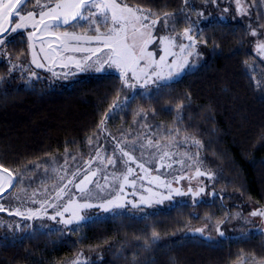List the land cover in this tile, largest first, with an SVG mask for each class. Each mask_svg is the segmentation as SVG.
Listing matches in <instances>:
<instances>
[{
	"label": "trees",
	"instance_id": "obj_1",
	"mask_svg": "<svg viewBox=\"0 0 264 264\" xmlns=\"http://www.w3.org/2000/svg\"><path fill=\"white\" fill-rule=\"evenodd\" d=\"M190 1L188 7L195 0ZM121 2L168 15L175 30L190 24L185 0ZM249 2L257 29H264L263 1ZM197 38L206 46V59L149 93L129 92L116 73L70 85L27 83L20 72L0 63V165L14 172L31 170L20 177L23 181L38 186L46 181L51 160L87 152L106 120L116 133L120 124L126 131L151 124L165 137L186 134L200 140L201 167L212 174L216 189L210 202L194 207L178 204L143 217L118 213L68 233L10 234L0 227V264H71L78 254L81 264H235L240 256L264 261L262 233L214 242L188 233L193 224L229 222L240 204L245 211L250 205L264 208V64L249 52L241 23L212 21ZM7 47L11 60L26 61L24 36L12 37Z\"/></svg>",
	"mask_w": 264,
	"mask_h": 264
},
{
	"label": "snow or ice",
	"instance_id": "obj_2",
	"mask_svg": "<svg viewBox=\"0 0 264 264\" xmlns=\"http://www.w3.org/2000/svg\"><path fill=\"white\" fill-rule=\"evenodd\" d=\"M30 2L31 0H0V45L5 43L2 38L4 33H17L31 28L32 31L27 33L29 48L32 50L31 63L37 68H45L47 71H51L52 75L57 78L60 76L67 78L70 73H56L52 70L55 66L68 68L70 65H74L79 71H84L86 67L91 68L93 65H97L95 70L101 72L104 70L105 65H107L109 68H115L120 73V79L126 87H135V85L129 83V73L131 74V80L136 81L141 87L149 83L155 84L157 87H165L168 86V81L172 80L174 76H178L180 71L188 65V57L195 54L196 40L192 35L193 30L191 27L186 28L183 32V38L189 41L187 44L179 43L176 37L171 35L154 36L153 32L155 26L160 22V18L153 19L143 11L122 3L121 0H35L33 7L38 8L39 11L25 12L24 6ZM185 2L187 3V0ZM145 21H148V23H145ZM81 22L87 23V28L83 35L77 34L75 31H68L67 28L61 30L62 25L72 29L76 27L84 28L85 24ZM163 22L165 28H167L169 19L164 18ZM13 24L14 26H11ZM102 27L106 31H101ZM90 32H94L95 35H90ZM251 35L256 36V31L253 30ZM45 37H51V39H45ZM157 40L163 52V55H160L158 60L155 58L154 53L148 50L149 45ZM37 42L40 45V54L43 56V61L39 59L35 51ZM93 43L96 44L95 47L90 46ZM176 47H179V53L172 51ZM67 52H85L89 55L82 59H75L73 56L64 55ZM2 54L0 53V55ZM257 54L264 57V42L257 44ZM169 56L174 57L171 63L167 62ZM89 61L91 63H88ZM142 61L143 64L141 63ZM13 67H18V65H13ZM32 76L36 77L37 74L32 73ZM160 82L163 83L161 84ZM116 106L113 105V107ZM103 123L104 121L101 122V124ZM168 138L169 145L175 143V138L171 136V133L168 134ZM187 139L189 138L185 137V140ZM191 141L198 149L203 147L201 141L195 137H192ZM89 142L91 143V140ZM131 144L132 148L129 151L121 147L120 143H117L122 157L125 158L120 161H117L112 156L105 157L101 155L100 151H97L95 157L87 161V166L83 169L77 168L75 171L69 172L64 165H60L55 161L53 162L54 166L46 165V173L50 170L52 173L57 174L60 181L66 180L62 185L54 184L52 186L54 195L48 193L47 188H45L44 193L34 190L29 195L26 188L22 186L23 180L20 177H22L24 172L31 170L24 169L14 172L0 165V198H3V193L8 192L10 188H17L18 185L21 186L19 187V192L13 197L15 199H20V194H23L26 200L37 203V196L44 195L46 197L43 201H39L41 205L40 209L21 211L20 208H16L13 211L5 209L0 204V212L8 211L9 215L33 219L42 218V216L47 215V207H63V211L57 210L55 215L48 218L56 220L59 217L58 223L66 227L73 224L79 225L82 221L86 222L92 219L81 214L85 209L95 207L104 212H109L112 208L124 206L120 193L124 192L126 185L129 187H135L136 185V180L129 179L137 175L134 169L128 166L129 164H136L137 168L143 173V175L137 176L138 180L147 179L149 184L169 188L170 193L171 191H175L177 195L184 194L180 189H171V184L162 181L160 176H150L149 169L145 167V164L138 162L136 157L132 155V152L136 150L135 141H132ZM169 145L162 146L159 140L154 141L148 138L147 143L140 145V147L146 149L154 147L159 156L157 157L156 153H152L151 155L162 168L165 166L171 167V164L165 165L166 159L171 160L173 156V153L166 150ZM185 155L187 158L199 162V151H197L195 157L187 153ZM71 159L75 160V157H71ZM96 161H99L103 165V168L97 167L93 169L92 164ZM180 162L183 163L182 161ZM67 163L66 159L65 164ZM118 163L124 164L126 171L121 172L119 175L116 173L103 175V184L95 179L100 172L109 166L115 168ZM35 167H40V165H35ZM157 171H159V168ZM60 172L64 174L59 175ZM196 175H208L210 179L212 178L211 173H205L200 168L196 169ZM78 177L81 178L77 180ZM113 182L119 184V191L115 197L110 199L101 198L89 188V185L94 184L99 189V192L103 193L105 189L113 187ZM41 183L44 184L45 181L42 180ZM69 185H72L76 191L86 198L83 202H78L77 199L70 197L67 203L61 206L57 202L63 200L69 194ZM146 191L150 193V196L147 198L141 197V203L149 206L153 196H159V199L156 200L157 203L163 199L171 198V194L163 196L159 193H152L151 189H146ZM202 191V188L199 189L196 195ZM9 195L11 196L12 193H9ZM93 198L99 199L100 202L92 203L91 200ZM128 203H131L134 208L138 206L132 201H128ZM65 213H70V215L66 218ZM251 216L264 217V211H253ZM69 230L78 231L79 229L70 228ZM195 231L202 233L203 229H196ZM216 231L220 236L224 235L219 227H217ZM152 236V243H155L158 234L153 232ZM238 259L240 264H250L244 256H240ZM255 260L256 258L253 257L252 264H255ZM71 264H81L79 254Z\"/></svg>",
	"mask_w": 264,
	"mask_h": 264
},
{
	"label": "rangeland",
	"instance_id": "obj_3",
	"mask_svg": "<svg viewBox=\"0 0 264 264\" xmlns=\"http://www.w3.org/2000/svg\"><path fill=\"white\" fill-rule=\"evenodd\" d=\"M263 5H264V0ZM35 0H31L26 6H24V11H39L38 8H34L33 5ZM191 3L190 0L185 2V11L187 12V16L190 19V24L179 30H175V27L172 26V20L169 18L168 15H155L154 13L141 9L135 6H129L132 8L139 9L143 11L145 14L149 15L151 18L156 19L160 18V22L155 26V30L153 32L154 36H164V35H171L175 36L176 40L179 43H189V41L183 38V32L186 28H192V35L196 40L195 45V54L188 57L189 63L188 65L180 71L178 76H174L172 80L168 81L167 83L174 82L175 80L179 79L184 73L195 69L199 66L207 56V49L206 46L197 38V34L199 30L211 23L212 21H220V22H237L241 23L245 26L248 32V49L249 52L257 59L260 60L264 64V57L257 54V44L259 42H264V29L260 30L256 27V18L253 16V10L251 9L252 5L249 0H204L203 3H198L196 0L193 1L191 7L188 5ZM190 9V10H189ZM191 11V14H190ZM247 13V14H245ZM164 18L169 19V24L167 28L164 25ZM16 19V18H14ZM85 24L84 28L76 27L72 29L68 26H61V30L67 28L68 31H75L77 34L83 35L86 28L87 23L81 22ZM148 23V21H145ZM11 26H14L11 25ZM255 30L257 35H251L252 31ZM32 29L28 28L22 30L21 32L11 33L7 32L4 33L3 39L5 43L0 45V63L5 62L8 65V68L11 71H18L21 75L26 78L27 83H31L34 81H39L46 83L50 86L56 85H70L74 81L79 80L81 78H86L93 75H100V74H108V73H116L120 76V73L115 68H109L105 65L104 70L101 72H97L95 68L97 65H93L91 68H87L84 71H79L74 65H70L68 68H61L59 66L53 67V71L56 73H70L67 78L60 76L57 78L56 76L52 75L51 71H47L45 68H37L34 64L31 63L32 59V50L29 48V41L27 38V33L31 32ZM101 31H106L105 28H101ZM90 35H95L94 32H90ZM22 35L24 36L26 43H27V53H26V61L24 62L22 59L18 60H11L10 55L8 53V41L16 36ZM45 39H51V37H45ZM75 43V42H74ZM91 47H95L96 44L93 43L90 45ZM46 47V46H45ZM148 50L153 52L155 58L158 60L160 55H163L161 51V45L159 41L152 43L149 45ZM35 51L39 56V59L43 61V56L40 54V45L37 42L35 47ZM172 51L179 53V47L172 49ZM66 56H73L75 59H82L83 57L89 55L85 52H67L64 53ZM95 59V58H93ZM174 57L169 56L167 62L171 63ZM88 63H91L90 61ZM143 64V61L141 62ZM13 65H18V67H13ZM166 71V70H165ZM32 73H36L37 76L33 77ZM122 82V80H121ZM129 83L135 85V87H126L124 83L122 84L128 89L129 92H138V91H147L149 93L152 87L157 85L149 83L144 87H141L136 81L131 80V74L129 73ZM161 84L163 82H160ZM151 124L148 126H133L130 130H124L126 126L124 124L119 125V129L116 130L117 132L120 130V133L114 132L112 126H110L109 122L104 120L103 124L99 126V135L94 141H91L89 144V149L87 152L81 153L78 152L76 154H65L61 158H55L54 160L50 161V165H53V162H57L60 165H64L69 172L75 171L77 168L83 169L86 167V162L93 159L96 155L97 151H100L101 155L108 157L112 156L117 161L125 159L122 157L120 152V148L117 147V143L121 144V147H124L131 151L132 148V141H135L136 150L132 152L138 162L144 163L145 167L149 169L150 176H160L161 180L165 183L171 184V189H180L183 195H177L175 191H171L167 187L157 186L155 184H149L147 179L145 180H138L137 176L143 175L141 170L137 168L136 164H129L128 166L133 168L137 175L130 177V180H136L135 187L125 186L124 192L120 193V196L123 198L122 203L124 204L123 207L120 208H112L109 212H104L99 208H91L85 209L82 211V215L91 217L92 219L88 220L91 221L93 219L105 218L110 215L118 214V213H125L136 217H143L153 212L159 210H167L175 205L178 204H190L191 206L197 205V203H207L210 202L211 198L216 195L215 183L213 178H209L208 175L197 176L196 169L200 168L201 171L206 172L201 167V159H202V148L198 149L195 145L192 144L190 136L186 134L175 135V143L169 145V138L165 137L164 133L159 130L154 125L151 127ZM185 137L189 139L185 140ZM151 138L152 140L156 141L159 140L160 144L169 145L167 147V151L173 153L172 159L165 161V165L171 164V167H160L159 164L156 162V159L153 158L151 155L152 153H156V156H159V153L153 147L151 149H146L140 147V145H144L147 143V139ZM197 151H199V162H196L194 159H189L186 157V153L191 155L192 157L196 156ZM71 157H75V160H72ZM67 159L68 163L65 164V160ZM182 161L183 163H181ZM54 166V165H53ZM97 167L103 168V165L96 161L92 164V168L96 169ZM159 168V171L157 169ZM126 171L125 165L122 163H118L115 168L109 166L104 171L100 172L98 176L95 178L100 181L101 184L104 183L102 177L105 174L116 173L119 175L121 172ZM63 172H60L59 175H63ZM70 178V177H69ZM81 177H78L79 180ZM150 178V177H149ZM65 181H60L57 177V174L52 173L49 170V173L46 175V181L44 184H40L38 186L31 185L26 181H23V187L26 188L28 194L30 195L34 190L40 193H44L45 188H47L48 193L54 195L53 192V185H62ZM8 190V192L3 193V198H0V204L4 206L7 210H15L16 208H20L21 211H26L27 209H40L41 205L39 201H43L46 197L44 195H39L36 197L37 203H32L30 200H26V197L23 194H20V199L13 198L18 192L19 187ZM89 188L92 189L94 193H97L103 199H110L117 195L119 191V184L113 182V187L105 189L103 193L99 192V189L95 187V185H89ZM203 189L202 192H199L198 195L196 193L199 189ZM146 189H151L152 193H159L163 196H168L171 194L170 199H163L161 202L157 203L156 200L159 199V196H153L152 202L149 205L141 203V197H149L150 193L146 191ZM191 189V191H189ZM69 194L64 197L63 200L58 201L57 203L61 206L65 205L69 198H75L78 202H83L86 197H83L82 194L72 186L69 185ZM9 193H12L10 196ZM135 193V195H133ZM128 201L135 202L138 206L132 207L131 203ZM92 203H99V199L93 198L91 200ZM47 207V206H46ZM63 211V207L60 208H53L47 207V215L42 216V218H33V219H24L17 215H9L8 211L0 212V227L4 229L7 233H16L19 231H33V230H40L45 232H52V231H59L62 233H68L71 229L78 227L83 223H87L88 221H82L79 225L73 224L68 227L65 225L58 223L59 217L56 220L49 219V216L55 215L56 211ZM242 208L240 204L238 207H235L234 210L230 212V220L226 223L223 222L224 228L221 225V222L208 224V223H198L196 225H192L189 228L188 233L190 235L197 236L199 238L205 239L210 242H214L219 238H226L227 236H235L239 234H248V233H262L264 237V217L251 216L253 211H264L263 207L250 205V209ZM43 211V210H41ZM194 213V212H193ZM196 216H199V212L195 211L194 213ZM70 215V213H65V217ZM208 222V221H205ZM219 224V225H218ZM222 226V227H221ZM217 227L221 229L224 233L223 236H220L219 233L216 231ZM196 229H203V232H197ZM247 261L252 264L253 259H246ZM235 264H240L238 260ZM255 264H264L263 262L255 261Z\"/></svg>",
	"mask_w": 264,
	"mask_h": 264
}]
</instances>
